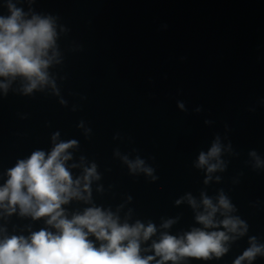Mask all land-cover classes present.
Listing matches in <instances>:
<instances>
[{"label":"clouds","instance_id":"1","mask_svg":"<svg viewBox=\"0 0 264 264\" xmlns=\"http://www.w3.org/2000/svg\"><path fill=\"white\" fill-rule=\"evenodd\" d=\"M36 3L37 0L0 2V8L6 9V14L0 12V99L9 93L23 97L39 93L55 97L67 108L69 102L62 94V85L68 77L61 74L65 52L60 40L70 29L60 22L59 15L36 11L33 7ZM25 4L27 10L23 7ZM82 50L81 45L72 43L70 51ZM69 95L79 94L70 92ZM177 107L182 112L188 111L183 101H177ZM78 110L79 105L73 104L71 111ZM194 111L201 113L203 109L198 106ZM249 111L254 112L255 108ZM26 118V114L22 116ZM204 123L211 125L213 121L206 119ZM224 127V136L216 134L208 149L200 150L192 162L193 168L204 173L205 187L199 196L185 192L174 201L175 206L186 204L194 220L188 230L176 234L171 229L179 223L180 215L162 216L159 225L152 219L134 218L135 209L129 207L133 201L131 195L114 208L97 204L93 185L96 184V193L105 194L99 165L83 154L76 155L80 150L79 140L63 139L60 131L52 132L48 149L35 148L26 157L18 158L13 166L0 171V264L208 262L221 260L234 243L246 236L248 246L232 264H254L257 258H264V242L256 235H248L250 225L238 214L231 197L223 188L215 195L207 191L211 184L222 182L218 173L226 172L230 163L224 157L240 155L228 139V125ZM77 128L85 139L91 138L92 129L84 120L79 121ZM113 139L124 137L117 132ZM247 155L246 166L253 171H264V157L255 149ZM113 158L126 166L130 176H143L153 183L159 179L156 169L136 148L122 152L117 147ZM242 175L238 173L232 183L238 184ZM112 188L113 185L108 186L109 190ZM13 216L30 223L22 227L12 225L10 230ZM40 221L43 226L34 229L33 225Z\"/></svg>","mask_w":264,"mask_h":264}]
</instances>
